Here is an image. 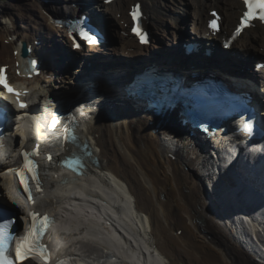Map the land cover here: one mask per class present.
Instances as JSON below:
<instances>
[{"label": "bare ground", "instance_id": "bare-ground-1", "mask_svg": "<svg viewBox=\"0 0 264 264\" xmlns=\"http://www.w3.org/2000/svg\"><path fill=\"white\" fill-rule=\"evenodd\" d=\"M75 2L81 5L71 7ZM138 2L154 35L146 47L129 31V11ZM241 6L238 0H114L110 5L105 0H27L13 7L0 5V66L27 60L21 51L28 43L44 65L36 80L57 98L79 96L73 110L77 132L100 162L74 177V172L58 167L57 159L64 153L59 136L45 138L32 131L23 135V144L43 141L48 149L41 156L42 193L31 207L55 218L49 235L55 264H264V197L256 194L264 193V158L257 164L246 154L235 159L223 152L219 162L211 155L213 142L188 139L184 127L170 130L174 124L157 127L154 113H145L121 89L143 63L156 62L186 75L196 71L186 67L180 48L170 47L190 30L192 38L208 46L203 41L210 10L223 14L224 32ZM78 8L96 11L103 30L116 36L117 44L73 52L56 18L75 15ZM221 38L222 34L209 40L217 47L214 58L199 53L196 59L207 61L205 67L222 78L231 71L237 77L246 69L248 76L264 80L249 59L253 54L264 56L262 25L245 30L226 55L219 53ZM100 51L102 55L94 58ZM74 60L81 64L71 69ZM88 82L94 85L83 92ZM237 82L242 87L251 84L248 79ZM260 89L264 93V82ZM85 102L93 109H81ZM14 191L12 180L0 174V207L11 210L24 226L28 211Z\"/></svg>", "mask_w": 264, "mask_h": 264}, {"label": "snow or ice", "instance_id": "snow-or-ice-1", "mask_svg": "<svg viewBox=\"0 0 264 264\" xmlns=\"http://www.w3.org/2000/svg\"><path fill=\"white\" fill-rule=\"evenodd\" d=\"M106 3L110 2V0H105ZM243 3L251 9L252 7V0H243ZM130 15L132 16L133 20L136 22V26L132 28V31L136 33L139 37L142 43L146 42L145 40V34L139 30V6L136 5L133 7ZM215 15V13H213ZM251 13L249 11H245L243 13V18L246 20L249 18ZM260 19L264 20V16H261ZM209 27L215 29L216 28V22L215 20H212L209 22ZM244 27V24L241 23L240 27L236 29V32L239 33L241 29ZM90 31V30H89ZM81 36H83L89 43H96V37L95 34H89V32H85L83 29L80 30ZM71 35V33H70ZM74 46L79 48V43H74ZM4 69L0 68V84H3L5 88L8 89L9 92L14 91L13 89L9 88L6 82V79L3 75ZM17 96H19V93H16ZM21 107H25L23 103L20 104ZM55 124V120H53V125ZM246 128L249 130L251 129V123H247L245 125ZM35 154V153H33ZM24 156V164L22 169H9V171L16 172L17 176L20 177V182L25 183V172H33V179H36V176L34 174V168L35 165L30 160L29 155L27 153L23 154ZM39 188V184L37 185ZM25 191H28L27 187L25 186ZM29 200H31V197L29 196ZM29 215L32 218V224L30 230L24 235L23 242L17 246V259L23 261L26 259L29 254L36 253L41 255L42 258H47V253L44 250V246L40 243L41 236L43 234L46 222L48 220L47 217H44L42 220L39 221V224L37 223V214L36 213H29ZM13 223L12 220L6 219L3 223H0V236L3 235V231L7 229L11 224ZM0 264H15L14 261H10L6 254L3 252V250H0Z\"/></svg>", "mask_w": 264, "mask_h": 264}, {"label": "rangeland", "instance_id": "rangeland-1", "mask_svg": "<svg viewBox=\"0 0 264 264\" xmlns=\"http://www.w3.org/2000/svg\"><path fill=\"white\" fill-rule=\"evenodd\" d=\"M59 1V0H58ZM85 1H87L88 3H90V2H94L95 0H85ZM25 3V2H27V0H0V5H2V6H15V5H17V4H20V3ZM71 7H73L74 8V6L73 5H70ZM0 20H1V17H0ZM185 20H186V18H185ZM170 29V28H169ZM186 30V29H185ZM111 37V39H112V41L113 42H115V41H117L118 39H117V37L116 36H114V35H111L110 36ZM75 61V60H74ZM75 64L74 65H71L70 67H71V69L72 68H78V66L81 64V63H79V60H77V61H75L74 62ZM68 69V68H67ZM205 228V227H204ZM204 228H203V231H205L204 230ZM206 246V244H204L203 245V247H205ZM212 256H214V254H212ZM217 260H220L221 259V256L219 255V256H216L215 257Z\"/></svg>", "mask_w": 264, "mask_h": 264}, {"label": "water", "instance_id": "water-1", "mask_svg": "<svg viewBox=\"0 0 264 264\" xmlns=\"http://www.w3.org/2000/svg\"><path fill=\"white\" fill-rule=\"evenodd\" d=\"M24 52H25V54H27V47L26 46L24 48Z\"/></svg>", "mask_w": 264, "mask_h": 264}]
</instances>
